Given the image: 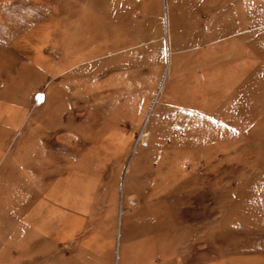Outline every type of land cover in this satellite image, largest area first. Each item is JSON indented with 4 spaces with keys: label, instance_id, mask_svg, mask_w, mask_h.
<instances>
[{
    "label": "rangeland",
    "instance_id": "1",
    "mask_svg": "<svg viewBox=\"0 0 264 264\" xmlns=\"http://www.w3.org/2000/svg\"><path fill=\"white\" fill-rule=\"evenodd\" d=\"M0 264H264V0H0Z\"/></svg>",
    "mask_w": 264,
    "mask_h": 264
}]
</instances>
